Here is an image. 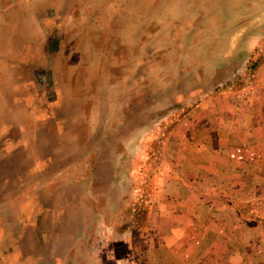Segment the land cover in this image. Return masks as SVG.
<instances>
[{"label":"crops","instance_id":"crops-1","mask_svg":"<svg viewBox=\"0 0 264 264\" xmlns=\"http://www.w3.org/2000/svg\"><path fill=\"white\" fill-rule=\"evenodd\" d=\"M59 27H21L14 41H25L27 56L16 61L7 57L12 49L0 53V217L20 229L21 211L31 210L33 223L41 206L53 209L60 195H69L64 223L71 232L65 241L60 237L54 264H80V257L109 264L116 244L141 230L129 219L135 204L128 195L143 137L138 145L132 134L125 136L129 113L120 100L127 96L121 79H105V104H98L101 93L65 52L63 18ZM14 81V95H21V82L34 85L40 110L8 96ZM246 103L219 106L218 121L203 106L178 128L182 135L171 152L181 169L158 186L146 234L139 233L149 264H264V92ZM134 143L135 153L128 148ZM256 199L261 204L248 215L257 214L258 222L233 204ZM101 217L112 229L103 240L96 228ZM46 243H52L45 245L48 258L55 257V240Z\"/></svg>","mask_w":264,"mask_h":264},{"label":"rangeland","instance_id":"rangeland-1","mask_svg":"<svg viewBox=\"0 0 264 264\" xmlns=\"http://www.w3.org/2000/svg\"><path fill=\"white\" fill-rule=\"evenodd\" d=\"M62 18L65 52L82 69L83 78L93 81L95 93H101L98 104H105L102 89L109 75L117 82L121 79L126 90L127 96L120 99L129 113L125 136L132 134L138 145L143 137L144 143L128 195L137 209L133 205L128 214L139 225L134 227L146 234L158 186L181 169L171 152L177 149L173 140L182 135L178 128L203 106L218 121L219 106L247 105L248 98L264 92V0H0V53L12 49L10 60L24 59L27 47L25 41L15 43L16 31L35 23L57 30ZM29 83L21 82L22 89L17 84L21 95H14V81L8 96L40 110L39 96ZM128 148L135 153V143ZM218 184L213 183L216 188ZM60 196L55 208L41 206L33 223L32 211H21L23 228L0 217V264L58 261L60 237L65 241L71 232L64 223L70 196ZM233 204L247 218L261 200ZM250 218L262 220L257 214ZM140 231L132 230L124 243L116 244L109 264H149ZM50 237L57 251L48 258L45 245L52 244L46 243ZM80 258V264H87Z\"/></svg>","mask_w":264,"mask_h":264},{"label":"clouds","instance_id":"clouds-1","mask_svg":"<svg viewBox=\"0 0 264 264\" xmlns=\"http://www.w3.org/2000/svg\"><path fill=\"white\" fill-rule=\"evenodd\" d=\"M97 228V235L103 240V239H107L108 237L111 236L112 234V229L110 226H108L103 218L101 217L96 225ZM237 256H239V254H236ZM121 264H123V262H121Z\"/></svg>","mask_w":264,"mask_h":264}]
</instances>
